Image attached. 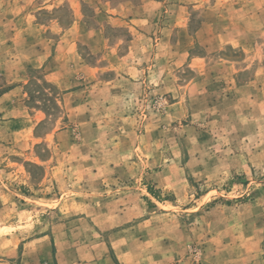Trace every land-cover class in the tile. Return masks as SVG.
<instances>
[{
    "label": "rangeland",
    "instance_id": "374dc122",
    "mask_svg": "<svg viewBox=\"0 0 264 264\" xmlns=\"http://www.w3.org/2000/svg\"><path fill=\"white\" fill-rule=\"evenodd\" d=\"M190 1L188 27L166 33L185 41L169 75L161 57L122 98L103 88L89 101L87 89L67 108L57 69L76 75L71 90L112 73L89 81L102 54L87 45L64 63L52 50L87 35L96 13L83 1L86 23L67 33L70 1L35 0L25 17L24 0H0V71L15 57L22 69L0 73L1 96L22 86L0 100V264H264V0ZM105 23L112 42L134 34L124 19ZM209 33L236 42L209 45Z\"/></svg>",
    "mask_w": 264,
    "mask_h": 264
},
{
    "label": "crops",
    "instance_id": "0c3cea01",
    "mask_svg": "<svg viewBox=\"0 0 264 264\" xmlns=\"http://www.w3.org/2000/svg\"><path fill=\"white\" fill-rule=\"evenodd\" d=\"M26 4H23L22 12L27 17L34 10V1L35 0H24ZM39 1V0H36ZM71 2V9L73 13H76V17L71 24H68L66 29L67 33H71V31L76 30V28L81 27V23H86L84 21V15L82 17L83 12V1L89 4L93 11L96 13L93 24L88 28V34L83 35L82 33L78 36H66L60 37L56 40L53 45L52 50H54L55 58L64 60L75 59V56H79L80 59H83L84 54L80 51V44L87 45V48L90 51V54H102V59L98 60V63L88 64V66L84 69L89 81H98L100 78V74H103L105 71H112L111 75L103 80V83L98 85L96 82L93 86H82L80 88L72 89L73 85H67V82L75 79L76 75H72L71 77H67L64 73V69H57L56 74L60 77L57 78V84L63 90L62 101L64 106L70 108L73 106L76 96L81 95L82 92H86L88 89L89 95L88 100H100L102 98H98L97 96L99 90H105V94L109 95L110 98H122V95L126 94L127 86L138 87L141 82H145V80H141L142 76H151L155 73V69L159 67L156 63L158 59L162 57L164 59V73L165 75H169L172 69L177 65L178 58L180 55L176 51L179 45L185 43V41H181L178 38H172L171 36H166L168 31H174L176 34V29L180 28V31L183 32L184 29L188 27L186 12L190 8L191 1L190 0H120V2H114V0H67ZM256 2V0H248V4L252 5ZM48 5H44L43 7H47ZM38 7L37 10L43 8ZM53 10V9H49ZM117 18L119 20L124 19V24L127 27H130L131 30H134V34L132 36H124L118 39L117 42H112L108 38H106L103 34V31L106 27V21L111 22ZM200 24V31L203 33L206 28L210 26V18L209 16L205 17ZM83 21V22H82ZM140 22H144L146 26L149 24H157L162 30V35H152L151 32L146 34H138L142 33L141 30H147L146 26L143 27L138 25ZM136 24L138 27L133 28L131 24ZM47 26V24H42ZM85 25V24H84ZM48 27V26H47ZM62 27V26H61ZM64 27V26H63ZM22 28V26H21ZM238 40L239 43H243L246 40L241 39ZM206 44L215 45L219 42L229 43L236 42V40H231L228 38L227 34L221 33L218 36L213 35V33L208 34V39L204 40ZM57 43V44H56ZM151 45L152 52L149 54L151 57V62H144L147 53L141 51V47H145V45ZM124 45V46H120ZM168 48V52L161 53L156 52V49ZM149 48V49H150ZM147 50V48L145 49ZM210 50V49H208ZM165 54H168L165 56ZM184 62L187 61L188 54H184ZM14 56V55H12ZM54 57V56H53ZM27 56L24 55V58L19 57V60L24 59L27 60ZM15 57L14 61L12 58L10 61L14 65L12 69L4 68L0 71V73L5 74L9 78L15 77L21 73V68L17 69ZM200 59V60H199ZM101 60H106L107 62H102ZM192 60V58H191ZM195 61L202 60V64H204L206 58L203 57H195ZM61 63V64H63ZM108 64L111 65L108 66ZM8 65V64H7ZM73 72L75 73L78 70V67H81L80 62H76L72 64ZM63 70V71H62ZM205 70V71H204ZM228 70V69H227ZM49 71V70H48ZM201 74H205L207 69L202 66ZM51 73V72H50ZM48 73V74H50ZM17 77V76H16ZM17 78L9 82H15ZM20 80V79H18ZM192 82L189 83L188 87L190 88ZM20 84H14L9 87L0 95V100L8 99L9 101H14L17 98V93L21 90ZM96 93V97L93 98V94ZM129 95V94H128ZM106 100V99H105ZM99 102V101H98ZM92 106V105H91ZM63 132L58 133V135ZM25 247H33L32 242H27ZM42 247V246H40ZM44 247H48L44 245ZM99 264V261L95 262ZM105 264H113L110 260L105 259ZM89 264V263H87ZM122 264H128L122 262Z\"/></svg>",
    "mask_w": 264,
    "mask_h": 264
}]
</instances>
